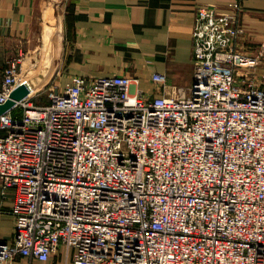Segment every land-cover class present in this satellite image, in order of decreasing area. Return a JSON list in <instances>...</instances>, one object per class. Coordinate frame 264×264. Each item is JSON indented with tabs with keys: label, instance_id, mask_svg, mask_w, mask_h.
Listing matches in <instances>:
<instances>
[{
	"label": "built area",
	"instance_id": "2783aa9c",
	"mask_svg": "<svg viewBox=\"0 0 264 264\" xmlns=\"http://www.w3.org/2000/svg\"><path fill=\"white\" fill-rule=\"evenodd\" d=\"M241 9H196L186 93L75 75L36 103L8 60L0 105L28 93L0 115V264H264V42L236 49Z\"/></svg>",
	"mask_w": 264,
	"mask_h": 264
},
{
	"label": "crops",
	"instance_id": "0c3cea01",
	"mask_svg": "<svg viewBox=\"0 0 264 264\" xmlns=\"http://www.w3.org/2000/svg\"><path fill=\"white\" fill-rule=\"evenodd\" d=\"M234 1L0 0V82L8 60L21 55L20 75L27 80L47 60L52 77L61 80L58 87L75 75L122 74L138 80L133 93H186L194 74L191 33L196 9H222ZM241 8L236 49L252 52L264 42V0H241ZM56 30L48 54L40 43L46 46ZM154 73L165 75L164 86L152 83ZM10 207L0 195V241L13 235Z\"/></svg>",
	"mask_w": 264,
	"mask_h": 264
},
{
	"label": "rangeland",
	"instance_id": "374dc122",
	"mask_svg": "<svg viewBox=\"0 0 264 264\" xmlns=\"http://www.w3.org/2000/svg\"><path fill=\"white\" fill-rule=\"evenodd\" d=\"M40 44L41 49L45 51V42L42 41ZM51 72H54V69L52 70L50 62L48 63L47 60L43 61L41 66H38V69L32 73L31 79L28 80L29 88L35 90L37 93L40 92V94L34 99L36 103H42L46 101L49 94V89L58 87L61 84V80L54 79Z\"/></svg>",
	"mask_w": 264,
	"mask_h": 264
},
{
	"label": "water",
	"instance_id": "95a60500",
	"mask_svg": "<svg viewBox=\"0 0 264 264\" xmlns=\"http://www.w3.org/2000/svg\"><path fill=\"white\" fill-rule=\"evenodd\" d=\"M28 93V89L25 85L20 86L17 88L11 95L10 99L3 105H0V115L4 113L8 108H10L14 101L20 100Z\"/></svg>",
	"mask_w": 264,
	"mask_h": 264
},
{
	"label": "bare ground",
	"instance_id": "6f19581e",
	"mask_svg": "<svg viewBox=\"0 0 264 264\" xmlns=\"http://www.w3.org/2000/svg\"><path fill=\"white\" fill-rule=\"evenodd\" d=\"M58 36V31H53V34L51 35V38L49 40H47L46 42V51L49 54L51 51H53L54 46H55V42L53 41L54 39H56Z\"/></svg>",
	"mask_w": 264,
	"mask_h": 264
}]
</instances>
